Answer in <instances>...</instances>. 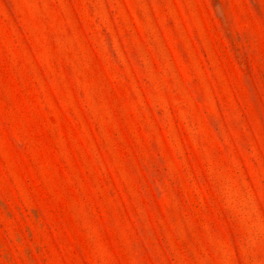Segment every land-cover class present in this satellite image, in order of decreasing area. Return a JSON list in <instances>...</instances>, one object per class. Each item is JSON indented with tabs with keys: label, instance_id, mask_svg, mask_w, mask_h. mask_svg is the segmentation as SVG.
<instances>
[{
	"label": "rangeland",
	"instance_id": "374dc122",
	"mask_svg": "<svg viewBox=\"0 0 264 264\" xmlns=\"http://www.w3.org/2000/svg\"><path fill=\"white\" fill-rule=\"evenodd\" d=\"M0 264H264V0H0Z\"/></svg>",
	"mask_w": 264,
	"mask_h": 264
}]
</instances>
